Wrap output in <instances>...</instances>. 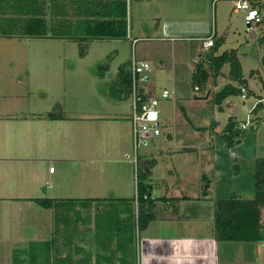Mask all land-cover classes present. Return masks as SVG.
Returning <instances> with one entry per match:
<instances>
[{
	"label": "crops",
	"instance_id": "obj_1",
	"mask_svg": "<svg viewBox=\"0 0 264 264\" xmlns=\"http://www.w3.org/2000/svg\"><path fill=\"white\" fill-rule=\"evenodd\" d=\"M71 1L74 0H0V19L14 20L21 28L24 22L33 20V27L37 29L36 20L42 18L50 29L51 26L57 27L58 22L61 23L59 21L61 14L70 13ZM125 1H129L128 14L133 0ZM139 1L140 4L154 9L153 17L158 21L154 31L163 35L161 41L174 42L180 39L200 43L196 49L198 58L201 57L199 53L203 48L211 49L214 45L219 48L224 43L223 40L221 44H218L220 41H215L216 25L213 30L211 24L207 23L208 12L211 9L216 12L218 2L221 0H198L191 10L192 13L189 9L187 12L186 8L189 7H175L177 3L173 5L174 9L170 10V3L174 0ZM252 6L260 13L264 9V3ZM167 12L175 17L181 13L185 15L186 12L196 20L192 24L184 22V18L179 21L173 19L172 23L163 20L162 25L161 17ZM135 32L132 24L128 26L125 39L130 41V46L133 40L136 43L142 40L136 38ZM209 38L211 45L208 42ZM0 39L68 41L83 46L101 41H120L89 40L81 35L75 39L54 38L50 33L45 37L0 36ZM255 40L257 43L258 39ZM217 51L215 55H220ZM85 54L84 52L79 56L84 57ZM23 61L26 59H22ZM204 61L198 60L194 64ZM26 72L23 73L28 74ZM100 76L103 79L104 74ZM20 78L22 79L20 75L16 77L14 75L8 79L18 87L21 84L20 80L16 79ZM110 87L111 85L109 86L111 94ZM40 88L43 86L37 90L39 95L51 92ZM205 92L208 93L209 90ZM26 94L30 95L28 92ZM129 98L127 100L130 102ZM204 99L206 100V97L197 98L196 101ZM262 101L263 98L258 99V102ZM107 104L104 103L102 109L87 110L81 107L71 109L64 103L56 105L59 113L56 115L52 113L51 117L49 115L53 109L50 105L34 106L29 101L0 103V264H4V261L5 264L12 263L9 255L13 253L10 250V239L13 237L11 222L21 226V222L27 221L26 211L32 209L36 215L35 221L36 219L39 221V224H33L35 239L28 240L27 244L45 243L54 237L53 212L41 208L35 199L101 201L133 198L136 195L138 166L149 175V196L154 188L158 189L161 194L156 199H162L164 205L169 207L163 215L167 220L188 223L189 226V223L198 222L204 228L198 233L178 232L177 235L166 237L149 234L142 236V233L152 228L153 223L149 224L140 233L137 241V264H264V242L234 245V242L217 243L214 239L213 204L217 200L228 199L232 195L230 191H234V194L244 200H250L254 195V171L251 172L247 166L254 160L250 158L245 162L237 146L230 150L223 148L218 136L221 129L216 128L220 126L219 123L214 128L217 140L211 138L214 133L211 135L207 131L206 137L211 140L205 145L202 143V136L205 133L194 134L196 131L192 130L188 123L189 129L180 135L181 140L178 141L174 121L168 125L159 119L161 128L167 130L165 137L171 146L160 147L157 152L159 160L152 153L150 158L141 159L135 166L131 163V107L129 106L126 112H121L116 100ZM226 106L229 109L233 108L229 101ZM215 140L218 142L211 146ZM240 143L238 140L236 144ZM230 151L235 155L229 156ZM151 158L156 159V164L150 167L148 162ZM220 158L226 159L224 166H218ZM243 162L248 164L243 165ZM108 164L112 166L106 168ZM51 165L54 166L52 172L49 171ZM154 172L159 174L155 180ZM127 181H131V187H128ZM107 190L110 192L107 193ZM63 191L66 193L63 194ZM155 203L156 201L152 208L153 217L158 213ZM192 206L193 208H190ZM35 207L39 210L34 209ZM12 210H15L16 214H11ZM84 233L81 230V244L88 246L91 233ZM4 253L5 257L2 256ZM227 253H232L233 256L235 253L236 257H227L229 255Z\"/></svg>",
	"mask_w": 264,
	"mask_h": 264
},
{
	"label": "rangeland",
	"instance_id": "obj_2",
	"mask_svg": "<svg viewBox=\"0 0 264 264\" xmlns=\"http://www.w3.org/2000/svg\"><path fill=\"white\" fill-rule=\"evenodd\" d=\"M174 1L170 3V10L177 3L176 6L174 5L175 7H189L186 10L188 12L189 9L190 13H192L191 10L198 0ZM139 2V0H133L132 7L128 11L129 27L132 24L136 30L134 35L136 38L142 39L133 47L130 46L128 39L94 42L90 46H78L68 41L0 39V103L7 101L24 103L29 101L34 106L36 104L50 105L53 109V112H51L53 115L59 113L56 105H63L64 103L67 105L66 107H71V109L76 107L87 110L90 108L102 109L101 107L104 103L107 104L109 101L116 100L111 96L109 86L114 81L118 68L134 57L136 61H145L151 66V79L147 85L151 88L149 95L157 99L159 119L168 123V125L174 121L178 141L181 140L180 135L189 129L186 120L194 127L209 126L213 122L219 123L220 126L216 128L220 130L226 124L228 117L233 116L239 124L247 122L246 129L240 139L241 143L234 145L243 154L245 162L250 158L252 161L256 158H264V64L260 60L263 56V51L255 42V39L264 38V23L254 25L251 29L247 28L244 23V12L234 10L232 6L234 2L230 0L219 1L216 12H214V9L208 12L207 23L211 24L213 30L216 25L217 37L215 41H220L218 44H221V40L224 41L218 48L217 54H222L229 50L236 51V56L241 65L242 76L247 82L246 88L249 91L242 94L245 97L247 95L246 98H242V95L228 98L222 104L223 112H219L217 106L209 99L214 94V91L228 83L226 78L221 76L216 80L214 87L210 86L212 82H209L205 89V91L209 90L208 93L205 91L196 92L191 85L194 63L198 60L204 61L212 49L205 50L203 48L199 53L201 57L198 58L196 49L200 43L180 39H176L174 42L161 41L160 38L163 35L154 31L158 23L153 17L155 16L153 14L154 9ZM261 12L264 15V9ZM170 14L167 12L164 17H161V24L164 23L163 20L172 23L174 22L173 19H178L179 21L184 18V22L191 24L196 20L194 16L190 17L189 13L186 12L185 15H182V13L178 14L177 17ZM82 51L86 53L84 57L79 56ZM21 56L25 58H21ZM22 59H26V61L22 62ZM104 67H107L108 71L102 72ZM25 71L28 74L23 73ZM227 72L228 68L224 67L222 74L225 76ZM100 74H104L103 79L100 78ZM14 75L15 77L19 75L22 77V79H16L20 80L21 85L18 87L13 85L8 79L9 77H14ZM40 86H43L40 89H47L51 92L47 95H39L37 90ZM163 90L171 94L166 100L159 99ZM27 92L30 95L26 94ZM202 97L207 99L196 101L197 98ZM259 98H263L261 108L256 113H252V109L258 103ZM116 101L120 105L121 112H126L129 109V100ZM228 101L232 104V109L226 106ZM107 106L106 108L108 109L109 107ZM255 118H258L257 127L254 122ZM252 126H255L256 129H252ZM165 132L167 130L162 127L159 137L151 138L145 146L139 147L137 150L138 157L147 159L153 153V156L159 160L157 152L160 147L162 145L171 146L165 137ZM206 134L202 136V143L205 145L209 144L212 137L217 140L215 133L208 139ZM216 140L215 143L210 145H216L218 142ZM175 143L172 144L175 145ZM228 155L235 154L230 151ZM225 161L226 159H222L218 166H224L226 164ZM247 164L248 162L243 165ZM111 166L108 164L105 167L110 168ZM247 166L252 172L254 162L250 161V165ZM50 168L54 169V166L51 165ZM158 175L154 172L153 179L155 180ZM127 185L131 187V181H127ZM63 192V194L66 193L65 191ZM108 192L110 191L107 190ZM230 192L231 194L234 193V191ZM160 194L158 189L154 188L151 198L156 199L160 197ZM110 200L112 199H107L106 202H113V200ZM162 201H156V211L158 213L149 223H153L152 228L142 233V236L149 234L166 237L177 235L178 232L185 234H189V232L198 233L199 230L204 228L198 222L189 223V226L188 223L167 220L163 215L169 207L165 206ZM190 208H193V206ZM34 209L39 210L38 207ZM15 212V210H12L11 214H16ZM25 213L27 221L20 223L22 227L13 221L11 222L13 231V237L10 239V250L13 253L9 254L11 262L12 257L19 258L21 256L20 250L28 245V240L35 239L33 224L37 225L39 221L38 219L35 221L36 215H34L32 209ZM234 245L237 244L235 243ZM227 255V257L233 256L232 253H227ZM2 256L5 257L6 254L4 253ZM234 256L236 257L235 253Z\"/></svg>",
	"mask_w": 264,
	"mask_h": 264
},
{
	"label": "trees",
	"instance_id": "obj_3",
	"mask_svg": "<svg viewBox=\"0 0 264 264\" xmlns=\"http://www.w3.org/2000/svg\"><path fill=\"white\" fill-rule=\"evenodd\" d=\"M128 4L129 1L125 0H74L69 4L70 13L59 16L61 23L58 22L57 27L47 28V23L42 18L36 20L37 29L33 27V20L24 22V27L21 28L14 20L0 19V36L33 38L45 37L50 33L54 38L75 39L81 35L89 40H122L127 37L129 26ZM71 18L75 20L70 21ZM257 43L263 51L260 60L264 64V38H259ZM217 48V45H214L204 63L195 65L191 85L193 90L197 88L196 92H200L205 91L209 82H212L210 86L214 87L217 79L221 76L226 78L228 83L214 91L209 99L217 106L219 112H223V102L230 97L242 95L241 89H244V93L249 91L236 51L229 50L215 55ZM83 53L80 52V55ZM224 67L228 68L225 76L222 74ZM107 69L102 68V72ZM110 89L116 100L130 97V62L118 68ZM261 105L258 102L252 113H256ZM186 122L192 130L200 134L208 131L211 135L217 124L213 122L207 128H197L187 120ZM254 122L257 127L258 118H255ZM240 124L234 117H228L218 133L224 149L234 147L241 139L246 128L241 129ZM256 127L251 128L255 130ZM140 160L137 154V162ZM148 163L151 167L156 164V159L151 158ZM253 171L252 199L244 200L233 193L228 199L217 200L213 204L212 229L217 243L264 242V158L254 160ZM149 185L147 171L138 166L136 195L133 198L112 199L111 203L106 200L35 199L41 208L52 210L54 237L45 243H29L20 250L22 254L19 258L12 257V264H137L139 235L153 219L154 202L162 200L149 196ZM79 227L84 234L91 233L90 246L81 244Z\"/></svg>",
	"mask_w": 264,
	"mask_h": 264
},
{
	"label": "built area",
	"instance_id": "obj_4",
	"mask_svg": "<svg viewBox=\"0 0 264 264\" xmlns=\"http://www.w3.org/2000/svg\"><path fill=\"white\" fill-rule=\"evenodd\" d=\"M233 8L236 11L244 12V23L247 28L251 29L254 25L264 23V15L253 7V4L264 3V0H232ZM211 45L210 38L208 39ZM136 41L131 42L133 47ZM151 79V66L145 61H136L134 57L130 59V106H131V141H132V159L131 163L137 165V150L145 146L151 138L159 137L161 134V124L159 121V112L157 110V99L151 97L150 87L147 86ZM197 91V88H194ZM244 89L241 93L244 94ZM166 90L161 92L160 100H166L170 97ZM242 98H245L242 95ZM247 122L240 125L245 129ZM52 172L53 168H49ZM145 198V197H144Z\"/></svg>",
	"mask_w": 264,
	"mask_h": 264
}]
</instances>
